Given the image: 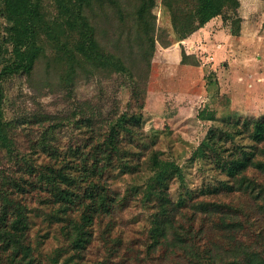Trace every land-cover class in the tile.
Returning <instances> with one entry per match:
<instances>
[{
	"label": "trees",
	"instance_id": "1",
	"mask_svg": "<svg viewBox=\"0 0 264 264\" xmlns=\"http://www.w3.org/2000/svg\"><path fill=\"white\" fill-rule=\"evenodd\" d=\"M1 1V12L12 23L8 30L15 58L0 68V78L18 73L30 78L45 57L47 73L70 94L73 78L80 73L118 72L133 78L139 62L149 65L155 48V0H107L118 23H109L104 37L97 31L93 0H61L55 19L46 16L41 0ZM103 1L97 0L100 5ZM162 2L180 37L238 3ZM237 31L232 28L234 34ZM45 41L50 44L49 54ZM134 54L136 59L128 61ZM131 91L138 98L134 82ZM1 95L0 91V100ZM90 110L88 103L74 101L66 115H45L46 124L27 140L25 150L17 145L13 122L0 113V150L4 151L0 154V264H80L95 235L104 254L93 264H128L115 225L117 212L130 203L134 191L121 194L103 175L114 170L137 172V149L146 141L138 131L139 115L122 112L101 126ZM68 125H84V135L62 148L56 131ZM153 145L141 161L149 163L151 174L139 202L151 203L153 210L143 243L146 259L138 257L140 251L135 249L136 264H166L156 261L168 247L191 264H264V110L215 125L194 151L220 175L216 191L224 189L228 195L189 203L179 196L173 201L169 180L182 172L173 160L161 158ZM212 207L224 211L215 214L216 230L205 218ZM199 210L203 214L198 215ZM54 231L61 240L45 252V239Z\"/></svg>",
	"mask_w": 264,
	"mask_h": 264
},
{
	"label": "rangeland",
	"instance_id": "2",
	"mask_svg": "<svg viewBox=\"0 0 264 264\" xmlns=\"http://www.w3.org/2000/svg\"><path fill=\"white\" fill-rule=\"evenodd\" d=\"M41 2L46 16L55 19L61 0ZM237 2L234 9L225 7L220 14L180 37L173 28L169 9L162 0H155V48L149 65L139 62L133 78L118 72L80 73L73 78L68 94L63 83L47 73L50 66L46 67L45 57L39 59L30 78L19 73L0 78V113L5 120L13 122L17 145L22 150L27 148V140L35 138L46 124L45 115H66L74 101L88 103L94 120L101 126L106 119H113L122 112L139 115L138 131L143 134L146 144L137 149L136 160L140 164L138 168L143 170L140 174L139 169L133 174L114 170L103 175V179L121 194L125 190L134 191L130 203L117 212L115 225L121 237V251L125 250L129 256L128 264H136L135 249L140 251L138 257L146 259L143 243L153 205L141 204L139 195L151 174L149 163L141 162L151 145L154 144L153 148L159 151L161 158L173 160L182 172L181 177L175 174L169 180L173 201L179 196L189 203L228 195L224 189L216 191L220 175L206 166L203 158L196 156L194 151L215 125L228 118L254 116L264 110V0ZM93 4L97 31L99 37H104L108 24L118 23V17L107 0L101 5L93 0ZM2 6L0 0L1 69L15 58L8 30L12 23L1 12ZM102 26L106 30L103 31ZM110 26L108 34L113 24ZM232 28H238V31L234 34ZM44 48L49 54L47 41ZM132 59H136V54L128 61ZM133 82L139 91L138 98L132 95ZM84 128V125L63 126L56 131L57 142L64 148L81 140ZM3 152L0 150V154ZM209 184L212 186L207 189ZM188 203L179 210L186 208ZM209 210L205 218L216 230L219 224L214 222L215 214L224 211L213 207ZM203 211L199 210L198 215ZM60 240L58 231L52 232L45 239L44 251L53 250ZM103 248L100 238L95 235L80 264H93L104 254ZM178 252L168 247L156 263L191 264Z\"/></svg>",
	"mask_w": 264,
	"mask_h": 264
}]
</instances>
